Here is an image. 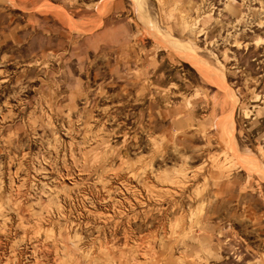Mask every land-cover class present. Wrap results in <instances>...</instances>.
<instances>
[{
  "label": "rangeland",
  "instance_id": "374dc122",
  "mask_svg": "<svg viewBox=\"0 0 264 264\" xmlns=\"http://www.w3.org/2000/svg\"><path fill=\"white\" fill-rule=\"evenodd\" d=\"M263 26L264 0H0V264H264Z\"/></svg>",
  "mask_w": 264,
  "mask_h": 264
},
{
  "label": "bare ground",
  "instance_id": "6f19581e",
  "mask_svg": "<svg viewBox=\"0 0 264 264\" xmlns=\"http://www.w3.org/2000/svg\"><path fill=\"white\" fill-rule=\"evenodd\" d=\"M262 26V25H261ZM263 30H264V26H263Z\"/></svg>",
  "mask_w": 264,
  "mask_h": 264
}]
</instances>
